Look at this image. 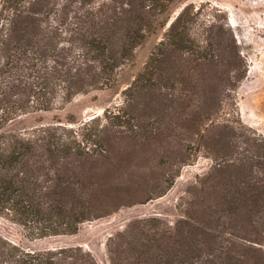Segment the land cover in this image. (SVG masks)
Returning a JSON list of instances; mask_svg holds the SVG:
<instances>
[{"label":"trees","instance_id":"trees-1","mask_svg":"<svg viewBox=\"0 0 264 264\" xmlns=\"http://www.w3.org/2000/svg\"><path fill=\"white\" fill-rule=\"evenodd\" d=\"M52 1L0 0V218L19 226L30 241L74 235L80 224L100 217L97 184L84 170L98 162L103 127L99 116L75 129L57 122L8 130L7 123L110 86L115 71L151 32L157 15L150 14L151 6L156 11L171 0H62L54 19ZM41 18L47 21L43 29ZM177 20L179 16L123 95L152 73L174 41L184 40L185 31L175 29ZM173 51L188 54L185 47ZM199 117L230 135L213 168L225 176L223 186L213 193L200 190L194 205H204L208 221L224 218L233 240L223 241L213 229L202 228L203 222L194 220V225L188 218L179 221V250L170 255L141 233L132 237L137 264L156 251L161 254L152 261L158 264H264V138L240 121L232 122L226 111L220 113V102ZM111 123L129 125L118 114ZM208 180L200 181L202 187ZM125 260L118 257L116 264ZM0 264L96 263L79 247L25 250L0 237Z\"/></svg>","mask_w":264,"mask_h":264},{"label":"rangeland","instance_id":"rangeland-1","mask_svg":"<svg viewBox=\"0 0 264 264\" xmlns=\"http://www.w3.org/2000/svg\"><path fill=\"white\" fill-rule=\"evenodd\" d=\"M62 4L52 1L53 19ZM151 8L150 14H157L151 32L115 71L110 86L77 95L64 106L57 103L51 111L20 115L6 125L23 131L60 122L75 129L101 117L98 162L84 170L97 184L100 217L80 224L74 235L32 241L19 226L0 218L1 238L25 250L79 247L96 264H116L118 257L126 258L121 264H137V245L130 240L140 233L153 247L175 253L179 221L188 218L194 225V220L203 222L202 228L213 229L223 241L233 240L224 218L208 221L204 205H194L202 192L223 186L225 176L213 168L230 135L208 127L199 116L220 102V113L226 111L232 122L238 120L264 138V0H171L167 7ZM177 16L175 29L185 31L184 40L174 41L152 73L123 95ZM41 19L43 29L47 21ZM184 47L187 55L173 51ZM121 105L125 107L118 112ZM115 114L129 125H113ZM204 178L209 180L202 187ZM260 250L264 252V243ZM150 254L152 259L138 264H158L152 260L161 251Z\"/></svg>","mask_w":264,"mask_h":264}]
</instances>
